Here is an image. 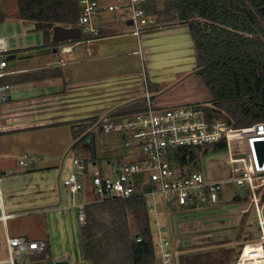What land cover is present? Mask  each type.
<instances>
[{"label": "crops", "instance_id": "obj_1", "mask_svg": "<svg viewBox=\"0 0 264 264\" xmlns=\"http://www.w3.org/2000/svg\"><path fill=\"white\" fill-rule=\"evenodd\" d=\"M111 1L113 0H99L100 11L97 18L98 21L107 25L102 27L98 37L92 38L90 35L81 34L78 39L55 42L52 40L51 31L50 40L46 41L42 31L34 28L33 21H31L33 27L29 29L41 32L40 41L35 44L31 42L11 43L4 36H0L3 38L6 48L5 51L0 52V58L6 60V70L9 71L4 78L10 84V97L0 104V190L3 194L6 211L12 213L13 216L20 214L15 210L20 206L32 207L35 212L40 213L45 210L56 212L97 200L96 197L95 199L87 197L76 199V202L72 201L68 206L61 194L63 185L60 183L61 169L66 157L73 154V149L77 145L75 142L77 139L72 137L71 123L93 116L99 118L96 121L98 123L114 110L138 99H144L142 90L127 91L131 88L129 77H140L144 93L147 90L158 106L207 102L211 98L207 88L196 74L194 43L186 23L164 24L159 28L143 31L140 35H134L125 28L120 13L106 10L105 6ZM148 7L152 8L149 4ZM33 30L32 32H34ZM184 32H187L192 43L194 65L191 69H183L175 74L178 79L177 83L183 89L176 91L177 87H175L174 90L165 92L159 82H151L148 79L147 71L152 59L154 60V55L158 54L159 50L156 49H159L167 38H173L175 35L178 37ZM125 56H132L135 59L138 57L136 60H139V68L132 69L131 63H127L128 61L125 60L121 63L119 59H116ZM104 78L108 79L106 82L109 84L103 86ZM101 85L104 91L105 89H115V91L124 92V96L129 95V97L114 106L100 107L102 109L96 112L94 101L101 98L105 100L106 97L105 92L101 97H98L99 94L96 96V91H100L97 88H100L98 86ZM197 91L199 93H194ZM128 92L130 93L128 94ZM110 97L112 96L110 95ZM120 97V95L114 96L112 100L117 101ZM91 129L93 126L88 131ZM41 130L47 131L37 132ZM50 130L51 133L48 132ZM92 131L96 133V130ZM19 134L29 135L16 141V147L3 145L6 141H1V139L11 142ZM101 134L103 135V133ZM42 138L45 140H41ZM24 139L27 140L25 143L27 147L24 145L20 149L23 152L20 156V152H17L18 145L24 142ZM30 140L34 141L33 144L28 143L31 142ZM48 141H55L57 146L55 153H59L57 158L60 165L47 164L51 163L52 159L46 158L45 155L48 154L41 155L40 145L45 142L48 144ZM15 155L19 156L17 163L25 166L24 169L16 168L17 163L9 166L8 157ZM73 157L75 156H72V159ZM24 158H27L26 165L19 163V160ZM104 159L107 162L109 158ZM9 171H12V176ZM51 172L56 177L50 178L49 173ZM54 179L56 181H53ZM82 191L84 194L85 184ZM8 220L6 226L0 223L4 241L6 234L14 235L10 233ZM56 221L59 220L56 218ZM79 225L81 226V224ZM20 236L42 239L48 247L47 254L52 250L50 237L47 234L36 237L27 234ZM66 240H68L67 237ZM228 245L231 243L216 244L213 250L218 251L222 256L223 251L219 250L228 248ZM59 259H67L74 264L68 249L60 251L54 258V260ZM219 260V264H224L223 258ZM84 261L92 264L88 259H84ZM178 264L195 263L193 260L183 259L178 261Z\"/></svg>", "mask_w": 264, "mask_h": 264}, {"label": "built area", "instance_id": "obj_2", "mask_svg": "<svg viewBox=\"0 0 264 264\" xmlns=\"http://www.w3.org/2000/svg\"><path fill=\"white\" fill-rule=\"evenodd\" d=\"M147 1L113 0L105 8L109 12L120 13L125 28L134 35H140L143 31L165 24L148 7ZM78 3L76 26L80 28L81 34L92 38L100 36L102 27L107 24L98 21L99 0H78ZM5 50L3 38H0V52ZM8 73L6 60L0 58V78ZM9 89L8 82L0 81V104L9 99ZM144 99L147 106L145 110L124 116H107L98 123L101 133L114 135L123 146L137 150L142 154V160L117 158L111 164L109 158L108 167L101 169L95 160L73 157L74 170L64 178V187L72 194L81 193L86 176H89L98 201L142 195L146 199L150 218L156 264H178L179 251L172 248L166 226V213L162 212L168 208L216 204L225 183L222 178L207 180L201 170L180 165L179 148L203 152L207 147H214L224 141L223 150L226 151L227 162L233 157L242 158L249 166L240 169L230 167L234 176L235 173H241L234 177V182L246 185L250 190L259 229L258 237L242 246L238 259L244 255L247 259H264V207L259 203L261 198L257 195L258 188L264 185V164L258 165L253 145L254 139L264 138V121L234 126L216 113L208 117L204 109L193 103L158 106L147 90ZM19 163L27 164L24 159H20ZM75 206L78 209V222L83 225L84 204ZM12 216L5 209L0 190V223L6 226L7 220ZM247 246L249 248L246 250ZM45 247L46 243L42 239L6 234L7 257L0 259V264H39V260L33 257L41 254ZM24 254L30 259L20 261L19 257Z\"/></svg>", "mask_w": 264, "mask_h": 264}, {"label": "trees", "instance_id": "obj_3", "mask_svg": "<svg viewBox=\"0 0 264 264\" xmlns=\"http://www.w3.org/2000/svg\"><path fill=\"white\" fill-rule=\"evenodd\" d=\"M16 1L18 17L33 21L46 41L50 40L54 25L76 26L78 0ZM153 12L162 22L186 23L189 27L196 74L211 96L209 101L194 105L204 109L208 117L218 114L229 125L264 121V0H165L163 7ZM0 81L7 82L4 77ZM146 108V101L138 99L108 116L129 115ZM98 119L93 116L71 123L72 137L79 138L76 144L83 140L94 143L95 133L88 129ZM224 147L225 142L221 141L213 149ZM197 152L179 148V164L194 169L191 165L197 162ZM205 153L206 150L202 152ZM91 159L101 162L94 145ZM84 214L81 248L83 257L92 264H156L150 218L142 195L91 201L84 205ZM47 253L46 245L33 258L42 262Z\"/></svg>", "mask_w": 264, "mask_h": 264}, {"label": "rangeland", "instance_id": "obj_4", "mask_svg": "<svg viewBox=\"0 0 264 264\" xmlns=\"http://www.w3.org/2000/svg\"><path fill=\"white\" fill-rule=\"evenodd\" d=\"M164 1L165 0H148L147 4H149L153 10H158L163 7ZM0 14L4 15V19L0 21V36H4L11 43L14 42L18 44L30 42L35 44L40 41L41 32L34 31L33 29L34 32H32V30L29 29L33 27V22L25 21L19 18L18 15L16 16V0H0ZM106 14L104 15L106 16ZM171 23L173 22H165V24ZM175 36L173 38H167L164 44H162L159 49H156L159 50L158 54L154 55V60L152 59L150 68L147 71L148 79L151 82H159L164 87L165 92H170L172 89L174 90L175 87H177L176 91L183 89V87L177 83L178 79L175 74L183 69H191L194 65L192 43L187 32L181 33L178 37ZM116 59H119L121 63L125 60L128 61L127 63H131L132 69L136 68L137 70L140 66L139 60H136L138 57L135 59L132 58V56H125L124 58L119 57ZM129 78L128 80L131 82V84H129L131 88L127 91L142 90L141 92L144 94L141 78L138 76H131ZM107 80L108 79L104 78L103 86L109 84L106 82ZM103 86H98L101 89L97 88L100 91H96V96L99 94L98 97H101L103 92H105L106 97L104 96L105 100L101 98L94 101V108L97 109L96 112L103 107L108 108L117 103L119 104V102L125 101L129 97V95L124 96V92L115 91V89H105L104 91L102 88ZM130 92H128V94ZM194 93L197 94L199 91ZM110 95L112 97L120 95L121 97L119 100L113 101ZM96 124L93 126V129L96 130V139L94 143L91 145L89 140L78 141L76 147L73 149V154L66 157L65 163L61 169V185L63 184L64 178L74 170L72 156L87 160L91 159L93 145L97 158H101V162L97 159V163L100 167H103V169L108 167V163L104 158H110L111 164H114L119 155H125V160H142L143 156L140 152L123 146L114 135L107 136L97 132L98 129L96 128ZM46 131L47 130H41L37 132L44 133ZM48 132L51 133V130ZM26 135L29 134H19L14 138L15 140L13 139L11 142L6 139H1V141H6L3 144L4 146L16 147L15 142ZM110 136H112V138H109ZM41 140H45V138ZM26 141L27 140L24 139V142L18 145L17 152H20V156L23 154L20 149L23 148ZM32 142L34 141L28 143L33 144ZM40 146L41 155L48 154L45 155L46 158L52 159L50 161L51 163L47 164H54V166L60 165V161L57 158L59 153H55L57 147L55 141H48V144L45 142ZM25 147H27V145H25ZM205 150V154H202V151L196 153L198 163H193L191 168L201 170L207 180L214 178H222L225 180L220 194L221 201L213 205L203 204L196 207H175L174 209L168 208L167 211L161 209V212L163 211L162 213H166V226L172 248L179 251L178 261L189 259L193 260L195 264H219V259L223 258L224 264H236L239 254H237V252H239L246 242L256 239L259 234L255 205L251 199L249 188L246 185L241 186L234 182V177L240 176L241 173H235L234 176L227 162L226 151L223 149L214 150L213 147H207ZM18 158V155L9 156V166L17 163ZM24 159L26 160L27 158ZM15 167L20 170L24 169L25 166H21L17 163ZM9 174L12 176V171H9ZM49 175L50 178L52 176L56 177L52 172L49 173ZM86 178L87 181L85 183L84 194H82L83 191L78 194H72L63 185L61 186V194L64 198V202L68 204V206L72 201L76 202V199H83L86 197L95 199L96 195L92 190L89 176H86ZM53 181H56V179ZM257 182H260V180H257ZM263 194L264 185L258 188L257 193L261 198L259 199V203L264 207ZM236 196H238V198H236ZM18 208L19 207L15 210L20 212V214L12 216V218L8 220L11 234H27L33 237L47 234L50 237L52 250L49 254L45 255V259L39 264H54L56 261L54 258H56L58 253L67 249L70 250V258L73 260L74 264H89L84 261L85 258L82 253L77 207H70L66 210L63 209L56 212L45 210L43 213L35 212L34 208L29 206H20V208ZM56 218L59 220L58 222ZM66 237L68 240H66ZM229 242L231 245H228V248L219 250L221 252L223 251L222 256H220L218 251L213 250L214 245ZM6 257L7 252L5 249L4 236L3 232L0 231V259H5ZM29 259L30 257L26 256V254L19 257L20 261ZM1 264L7 263L3 262Z\"/></svg>", "mask_w": 264, "mask_h": 264}, {"label": "water", "instance_id": "obj_5", "mask_svg": "<svg viewBox=\"0 0 264 264\" xmlns=\"http://www.w3.org/2000/svg\"><path fill=\"white\" fill-rule=\"evenodd\" d=\"M81 36V30L79 27H66L60 24H56L52 28V40L55 42H62L70 39H78ZM256 159L259 166L264 164V138L253 140ZM54 264H73L67 259H59Z\"/></svg>", "mask_w": 264, "mask_h": 264}, {"label": "bare ground", "instance_id": "obj_6", "mask_svg": "<svg viewBox=\"0 0 264 264\" xmlns=\"http://www.w3.org/2000/svg\"><path fill=\"white\" fill-rule=\"evenodd\" d=\"M229 166H232L235 169H240L244 167H249L245 161L242 158H232V160L229 162ZM249 248V246L246 247V250ZM236 264H264L263 258H255V259H247L245 255L238 259Z\"/></svg>", "mask_w": 264, "mask_h": 264}]
</instances>
